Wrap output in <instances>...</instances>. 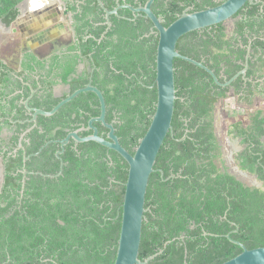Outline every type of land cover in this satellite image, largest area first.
I'll list each match as a JSON object with an SVG mask.
<instances>
[{
    "label": "trees",
    "instance_id": "trees-1",
    "mask_svg": "<svg viewBox=\"0 0 264 264\" xmlns=\"http://www.w3.org/2000/svg\"><path fill=\"white\" fill-rule=\"evenodd\" d=\"M22 1L0 0L3 24L9 26L17 18V6ZM220 3L156 0L165 27L186 7L192 6L190 11L194 12ZM124 15L132 18L129 11ZM127 18H114L105 43L98 45V88L105 98L108 122L116 111L123 124L131 126L139 117L147 120L148 127L156 103L158 37L149 34L150 23L144 17ZM232 19L237 37L244 42L253 40V51L261 49L264 68V0L246 3ZM104 29L98 27V38ZM226 30L224 24H219L191 32L178 40L176 50L202 62L218 77L224 62L227 66L224 75L230 78L242 68L236 61H243L245 51L230 48ZM225 49L229 52H224ZM173 66L176 89L173 135L166 136L149 177L138 257L143 261L163 249L148 264H222L242 252L226 235L247 249L264 247V139L261 150L254 148L252 153L249 150L243 153L247 157L244 167L258 176L263 189L245 187L232 175L221 173L214 163L219 152L213 112L227 89L215 85L209 74L190 63L174 59ZM219 81L223 82V78ZM77 108L61 107L50 120L40 119L43 123H67L62 118L66 112L67 117L76 113L79 120L82 115ZM87 111L92 116L99 115V108ZM253 120L258 135L264 138V117ZM134 128L132 147L137 146V137L147 130ZM236 135L247 139L255 133L240 128ZM41 145L38 143L36 149ZM49 148L55 150L54 145ZM79 149L80 156L71 148L62 155L64 166L59 177L32 176L38 179V185H34V190L29 187L27 195L31 197L21 206L14 196V178L7 177L0 195V264H113L124 195V184L120 183H125L127 171L119 166V161L115 162V170L105 161H98L100 154L96 158L85 156L99 151L103 156L105 149L98 144L86 143ZM254 152L260 155L255 156ZM42 155H47V150ZM33 160L35 165L30 167L48 168L44 172L51 175L58 172L59 161L53 155ZM98 171L102 190L98 189ZM111 174L119 184L108 182L106 177Z\"/></svg>",
    "mask_w": 264,
    "mask_h": 264
},
{
    "label": "flooded vegetation",
    "instance_id": "flooded-vegetation-1",
    "mask_svg": "<svg viewBox=\"0 0 264 264\" xmlns=\"http://www.w3.org/2000/svg\"><path fill=\"white\" fill-rule=\"evenodd\" d=\"M99 1L103 7L99 5ZM168 1L166 0V2ZM213 1L220 3L222 0ZM146 2L147 0L143 3L142 0H27L23 5L20 3L17 6L19 14L9 26L0 21L5 29V33L0 36V195L4 184L7 183V177H13L16 193L14 196L17 205L21 206L26 198L31 197L27 195V192L30 191L29 187L31 186L34 190V185H38V179L32 178V176H41L43 179L59 177L64 166L62 155L71 148L80 156L79 147L92 142L76 143L70 137L67 143L63 146L61 144L72 132H76L81 138L92 135L93 131L88 128V122L99 115L92 116L87 110L89 108L96 110L100 107L98 97L93 92L80 93L61 106L78 107V113L82 115L79 120L76 113L67 117L64 112L62 118L68 120L67 123L63 121L54 124L43 123L40 117L44 116L38 115L34 120L32 110L47 111L45 107H52L50 109L52 110L76 91L87 86L99 89L98 45L105 43L106 34L113 29V19H126L127 17L124 15L126 11L132 15L131 19L127 18L129 20L144 17L142 14L133 13L130 9L119 8V6L129 5L132 8H138L144 6ZM186 8L192 9V6ZM104 10L111 12L116 10L117 12L109 16L110 26L106 23ZM151 10L160 19L161 25L165 27V20L156 0L152 3ZM120 12L123 13L122 16H120ZM34 14L36 16L33 18ZM31 18L33 20H28ZM148 23H150L149 34L158 37L155 30L153 33L151 32L152 23L150 20ZM16 27L20 30L32 27V31L21 34ZM98 27H105L100 38H98ZM10 35L15 38H11ZM229 38L231 39L229 42L232 44L231 49L235 52L245 51L243 61L242 59L236 61L242 68L232 77L227 78L224 75L227 66L223 62L219 77L215 76L218 81L223 78V82H219L225 83L244 70L246 65L247 68L244 75H239L228 86H219L226 88L227 91L225 97L216 102L213 112L214 132L219 152V157L215 159L214 163L221 173L232 175L245 187L263 189V183L258 179V176L244 167L247 157L243 156L245 150H249L251 153L254 148L261 150L264 139L258 135L253 120L254 117L258 120L264 117L262 108L264 104L263 53L261 49L256 51L251 49L253 40L249 39L244 42L237 37L234 23L232 29L226 30V39ZM113 39L115 43L116 37ZM224 52L228 53L229 50L225 49ZM233 58L236 60V54L233 55ZM250 65H252L251 70H249ZM236 81L238 84L233 85ZM228 97L235 103L238 110L245 112L241 119L228 116L231 121L226 128L225 136L229 138V141L218 134L216 121L217 104ZM131 103L133 102L131 101ZM53 116L45 118L50 120L49 118ZM87 116L89 117L85 119ZM148 118L149 115H146V119ZM135 120L133 125L136 128L144 129L146 127L147 120H141L139 117ZM105 121L107 124L113 125L114 134L118 137L120 145L132 155L136 148L131 146L136 135L134 126L123 124L124 122L120 120V113L116 111L112 113V119L109 122L105 115ZM92 124L97 129V134L106 139L108 130L99 122ZM240 128L249 129V132H254L255 135L249 136L247 139L239 137L236 132ZM142 136H138L136 142ZM256 139L258 143H256ZM38 143H42V145L36 149ZM50 145L55 146L54 151L49 148ZM35 149L36 151H34ZM104 149L103 156L101 151L99 153L90 152L85 156L96 158L100 154L98 161H105L108 167H112L113 170L117 167L115 162L119 161V166L127 171L128 165L117 153ZM44 150H47V155L40 156ZM228 154L230 158H228ZM253 154L260 155V152ZM51 155L59 161V169L56 174H46L44 171L48 168L30 167V165H35L33 158L39 156L44 160ZM106 179L109 183L119 184L113 174L107 176ZM98 189H104L101 185L99 171ZM10 193L12 195L13 191L10 190Z\"/></svg>",
    "mask_w": 264,
    "mask_h": 264
},
{
    "label": "water",
    "instance_id": "water-1",
    "mask_svg": "<svg viewBox=\"0 0 264 264\" xmlns=\"http://www.w3.org/2000/svg\"><path fill=\"white\" fill-rule=\"evenodd\" d=\"M27 0L21 3L23 5ZM154 0H147L144 6L132 8L126 7L133 13L142 14L152 23L151 32L155 30L158 36L155 58V86H156V103L155 111L151 116L149 126L145 134L138 140L134 153L129 154L119 143L118 137L114 134L112 124L105 121L106 105L102 92L91 86L76 91L72 96L63 100L50 111L34 109L33 119L36 116L51 117L63 104L69 102L78 94L83 92H93L99 101V116L92 118L88 122V128L93 131L92 135L79 137L76 132L70 133L65 140L61 142L62 146L67 143L70 137L76 143L95 142L98 145L117 153L128 165L127 178L124 183V195L121 205V223L119 237L117 241L116 255L113 264H148L155 257L163 252L159 250L156 254L141 261L139 259V247L141 241L142 224L145 220V195L148 186L149 177L154 172V165L157 155L168 134L173 135L172 117L174 113V103L176 100V89L174 82V59H180L204 70L211 76L214 83L220 87L228 86L239 75H244L245 69L235 75L231 80L220 83L208 67L202 62H197L189 57L183 56L176 50L178 40L191 32L200 31L206 28L224 24L231 20L238 11L246 4H253L254 0H225L217 6L206 8L200 11L191 12L185 9L183 13L167 27L160 23V19L155 16L151 10ZM99 5L103 7L99 1ZM105 11L107 25L110 26L109 16L116 14L114 11ZM28 109V107H27ZM93 122H99L108 130L106 139L97 134V129ZM185 137L181 139L184 140ZM162 176V173H161ZM230 242L238 245L242 252L234 258L222 264H264V247L247 249L241 243L232 240L230 235L225 236ZM167 244V243H166ZM164 245V248L166 246Z\"/></svg>",
    "mask_w": 264,
    "mask_h": 264
},
{
    "label": "rangeland",
    "instance_id": "rangeland-1",
    "mask_svg": "<svg viewBox=\"0 0 264 264\" xmlns=\"http://www.w3.org/2000/svg\"><path fill=\"white\" fill-rule=\"evenodd\" d=\"M234 22L235 21L233 19H231V20L224 23V25L228 31L230 29H232ZM228 98L224 99L223 101H220L217 104V110H216L217 111V120H216L217 121V131H218V134L220 136H222L223 138H227L225 136L226 128L228 127L229 122L231 121V118L228 116L230 115V116L234 117L235 119H241L245 114L244 111L238 110L236 108L235 103L230 99V97H228ZM262 108L264 110V104H263ZM227 139L229 141V138H227ZM228 151H229V148H228ZM229 154H230V152H229ZM229 154H228V158H230Z\"/></svg>",
    "mask_w": 264,
    "mask_h": 264
},
{
    "label": "crops",
    "instance_id": "crops-1",
    "mask_svg": "<svg viewBox=\"0 0 264 264\" xmlns=\"http://www.w3.org/2000/svg\"><path fill=\"white\" fill-rule=\"evenodd\" d=\"M35 13H36V11H35ZM36 15L34 14V16H33V18L35 17ZM33 18H31V19H28V20H33ZM43 22H45V21H43ZM42 23V22H41ZM33 27V26H32ZM32 27H28L27 29H25V30H20L18 27H16L17 28V30L21 33V34H26V33H29V31L31 32L32 30ZM5 33V29H3V27H2V25L0 24V36L1 35H3ZM9 34H10V32H9ZM11 36V35H10ZM11 38H15V36H11Z\"/></svg>",
    "mask_w": 264,
    "mask_h": 264
}]
</instances>
